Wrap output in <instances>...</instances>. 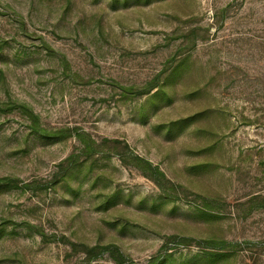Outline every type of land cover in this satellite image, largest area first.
Segmentation results:
<instances>
[{"label":"rangeland","instance_id":"374dc122","mask_svg":"<svg viewBox=\"0 0 264 264\" xmlns=\"http://www.w3.org/2000/svg\"><path fill=\"white\" fill-rule=\"evenodd\" d=\"M1 179L0 264H264V0H0Z\"/></svg>","mask_w":264,"mask_h":264},{"label":"trees","instance_id":"16d2710c","mask_svg":"<svg viewBox=\"0 0 264 264\" xmlns=\"http://www.w3.org/2000/svg\"><path fill=\"white\" fill-rule=\"evenodd\" d=\"M158 78H159V75H158L153 81H151L150 83H148L147 87H146V88L144 89V91H143L142 93H140V94H146V93L150 92L152 89L156 88V87L158 86ZM30 114H31V113H30ZM86 147H88V145H87ZM132 155H133V154H132ZM133 159L136 160L137 162L141 163L145 169H148V170L151 172L150 174L147 173V172H146V173H143L144 176H147V177H149V178H152V180H153L154 182L157 183V181H156L155 179H153V176L151 175V174H152V171H153V170H156V168L153 167V166L150 164V162L145 161V160H143L142 158H140V157H138V156L133 155ZM143 171H144V170H143ZM144 172H145V171H144ZM159 173H160V172H159ZM160 174L162 175V173H160ZM2 180H3V179H1L0 181H2ZM152 264H158V262H153Z\"/></svg>","mask_w":264,"mask_h":264}]
</instances>
